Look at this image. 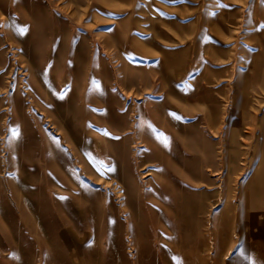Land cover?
Masks as SVG:
<instances>
[{
	"label": "rangeland",
	"instance_id": "rangeland-1",
	"mask_svg": "<svg viewBox=\"0 0 264 264\" xmlns=\"http://www.w3.org/2000/svg\"><path fill=\"white\" fill-rule=\"evenodd\" d=\"M182 260L264 264V0H0V264Z\"/></svg>",
	"mask_w": 264,
	"mask_h": 264
},
{
	"label": "bare ground",
	"instance_id": "bare-ground-1",
	"mask_svg": "<svg viewBox=\"0 0 264 264\" xmlns=\"http://www.w3.org/2000/svg\"><path fill=\"white\" fill-rule=\"evenodd\" d=\"M64 77V76H63ZM66 78V77H65ZM66 80V79H65ZM66 83V82H65ZM65 86V85H64ZM1 91H4V88L1 90ZM127 92V91H126ZM4 93V92H2ZM128 93V92H127ZM83 102V101H82ZM86 107V106H85ZM95 109V108H94ZM86 110V109H85ZM130 124V123H129ZM144 143L143 142H139L138 146H143ZM148 165L146 162H144L143 164H141L140 166V170H142V177H146L148 175H150V172L148 170ZM63 171V170H62ZM98 181L99 182H104V183H110L109 181H107L105 178H103L102 176H99L98 178ZM97 181V182H98ZM73 184V182H72ZM48 187V186H47ZM54 195L56 196L57 199H61L63 196H71L72 195V189L70 188V182L67 181V185L62 181L61 178H59L56 183L54 184ZM143 188V187H142ZM82 189V188H81ZM50 190V189H49ZM124 196V199L126 197V192L123 194ZM122 196V197H123ZM228 196V195H227ZM167 199V198H166ZM227 199V198H226ZM225 199V200H226ZM53 201H54V198H53ZM60 202V201H59ZM151 202V201H150ZM159 202V201H158ZM61 203V202H60ZM229 203V202H228ZM60 207H62L61 205H59ZM122 207V206H121ZM166 207V206H165ZM228 207V206H227ZM162 208V207H161ZM125 211V210H124ZM107 214V213H106ZM57 215V214H56ZM59 215V214H58ZM109 215V214H108ZM67 217H64L62 215H59L57 217V224L58 226L60 227V235L61 237L65 238V241L67 243V245H69L71 247L72 244H76L78 242H76L75 240H78V239H81L79 238V234H77V230L72 226V222L70 221L69 222V219H68V222L69 223H66L67 222ZM127 223V222H126ZM132 223V222H131ZM150 224V223H149ZM65 226V227H64ZM111 226V225H110ZM155 226V225H154ZM64 227V228H63ZM152 229V228H151ZM154 229V228H153ZM87 230V229H86ZM92 232V231H91ZM153 232H156L153 230ZM175 233V232H174ZM163 233L160 231V235H162ZM164 236V235H163ZM166 236V235H165ZM88 237V236H86ZM175 237V236H174ZM173 237V238H174ZM103 238V237H102ZM158 241V240H156ZM100 243H103V242H100ZM104 245V244H103ZM108 245V244H107ZM197 245V244H196ZM78 246V245H76ZM104 247V246H103ZM194 247H197V246H193ZM107 250V249H106ZM184 252V251H183ZM184 260V259H183ZM182 260V264H187L185 261Z\"/></svg>",
	"mask_w": 264,
	"mask_h": 264
}]
</instances>
